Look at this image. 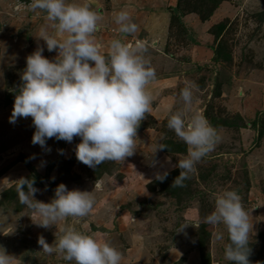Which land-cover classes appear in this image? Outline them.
<instances>
[{
  "label": "rangeland",
  "instance_id": "rangeland-1",
  "mask_svg": "<svg viewBox=\"0 0 264 264\" xmlns=\"http://www.w3.org/2000/svg\"><path fill=\"white\" fill-rule=\"evenodd\" d=\"M29 2L0 0V246L14 257L12 264H74L44 253L37 242L43 236L54 244L68 224L97 239L107 236L122 253L120 264H231L224 257L227 230L203 223L224 189L237 190L248 212L250 264H264V0H80L102 16L94 35L104 52L114 38L143 40L156 71L148 86L151 111L137 128L134 154L95 168L77 160L79 137L50 138L42 148L32 143L31 117L10 123L27 56L37 47L49 60L58 55L38 38L40 28L61 38ZM120 10L137 24L135 34L117 31ZM189 81L198 86L191 110L207 118L220 140L177 187L175 165L187 146L167 119L183 110L179 93ZM164 171L167 177L156 179ZM21 177L35 180L39 201L50 202L63 183L93 191L96 203L85 218L41 227L19 203L15 184ZM218 231L224 236L219 241Z\"/></svg>",
  "mask_w": 264,
  "mask_h": 264
},
{
  "label": "clouds",
  "instance_id": "clouds-1",
  "mask_svg": "<svg viewBox=\"0 0 264 264\" xmlns=\"http://www.w3.org/2000/svg\"><path fill=\"white\" fill-rule=\"evenodd\" d=\"M21 6L18 4L17 10ZM27 7L43 11L61 38L50 34L48 26L40 28L38 38L46 43L49 52L57 50L58 55L54 61L49 60L43 55L44 49L37 47L27 56L21 75L23 84L15 96L10 123H15L17 118L31 117L35 127L32 143L42 148L50 138L71 142L79 137L76 158L92 168L132 156L137 128L151 111L152 95L148 86L156 79L147 43L114 38L104 52V44L94 35L101 30L102 16L80 0H30ZM115 23L121 34L132 35L138 31L127 10L115 14ZM197 87L193 82H186L179 93L183 110L170 114L167 119V128L187 146L186 154L175 165L180 173L172 186L182 187L195 166L220 140L217 129L207 118L191 110ZM167 175V171L157 173L156 179L163 181ZM34 184V179L21 177L16 181L15 190L19 203L32 210L37 217L35 223L44 228L70 217L85 218L96 203L93 191L69 190L63 183L56 186L50 202H42L35 198L41 190ZM203 223L222 225L227 230L226 260L231 264H250L252 224L237 190L217 192L214 209L203 217ZM214 236L218 241L224 238L219 231ZM37 242L44 253H56L74 264H120L122 260V253L107 236L97 239L71 224L60 229L54 244L49 245L43 236ZM13 259L0 246V264H12Z\"/></svg>",
  "mask_w": 264,
  "mask_h": 264
}]
</instances>
